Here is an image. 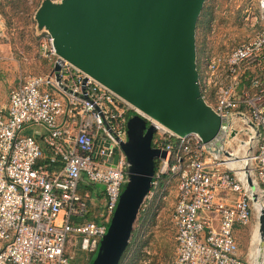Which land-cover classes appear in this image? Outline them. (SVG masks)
I'll list each match as a JSON object with an SVG mask.
<instances>
[{
    "label": "built area",
    "instance_id": "1",
    "mask_svg": "<svg viewBox=\"0 0 264 264\" xmlns=\"http://www.w3.org/2000/svg\"><path fill=\"white\" fill-rule=\"evenodd\" d=\"M260 6L261 29L231 50L204 52L199 61L203 98L223 120L214 140L176 134L146 116L157 127L153 145L166 155L157 160L143 205L156 209L170 186L178 187L172 264H244L237 228L253 217L252 187L264 198V0ZM249 13L256 24L259 18ZM41 51L50 70L23 76L8 105H0V264H83L77 253L95 255L128 181L121 142L127 141L128 118L139 110L69 61L60 62L49 33ZM33 124L46 130L22 132ZM249 130L254 146L244 180L227 162L226 141L238 131L251 139ZM84 178L103 187V201L92 203L80 190ZM221 192L238 199L230 203ZM92 212L98 220H87Z\"/></svg>",
    "mask_w": 264,
    "mask_h": 264
},
{
    "label": "water",
    "instance_id": "2",
    "mask_svg": "<svg viewBox=\"0 0 264 264\" xmlns=\"http://www.w3.org/2000/svg\"><path fill=\"white\" fill-rule=\"evenodd\" d=\"M206 0H44L36 13L40 28L67 60L136 107L121 142L128 181L106 234L88 264H120L136 220L152 187L157 127L214 140L223 120L203 98L199 80L197 26ZM60 62L54 71L60 80ZM118 159V154L114 162ZM264 236V209L259 216Z\"/></svg>",
    "mask_w": 264,
    "mask_h": 264
},
{
    "label": "rangeland",
    "instance_id": "3",
    "mask_svg": "<svg viewBox=\"0 0 264 264\" xmlns=\"http://www.w3.org/2000/svg\"><path fill=\"white\" fill-rule=\"evenodd\" d=\"M43 2L44 0H0V98L6 96L23 76L46 71L48 68L49 61L41 51V44L48 32L45 28H40L36 20V13ZM262 11L260 0H206L197 26V51H201V55L204 52L225 51L242 43L261 29ZM249 12L251 17L259 18L256 24L248 19ZM43 130H46L45 126L33 124L22 132L35 135L37 131ZM245 132L237 134L242 140L241 144L246 145V155L252 141L249 142L250 137ZM248 133L251 135V130ZM230 139H227L226 146L234 151L238 144L236 141L230 142ZM236 154L238 155L237 152ZM176 198L177 186L173 183L167 200L159 207L155 209L142 206L120 264H172L177 254L173 223ZM257 214L254 209L250 223L237 230L244 264L252 263L251 246L259 221ZM78 260L81 263L87 262L82 257Z\"/></svg>",
    "mask_w": 264,
    "mask_h": 264
},
{
    "label": "crops",
    "instance_id": "4",
    "mask_svg": "<svg viewBox=\"0 0 264 264\" xmlns=\"http://www.w3.org/2000/svg\"><path fill=\"white\" fill-rule=\"evenodd\" d=\"M18 83H20V81ZM18 83H17V85H18ZM10 90H9V93H10ZM9 93L6 96L0 98V105H2V106H7L8 105V103H9ZM243 130L245 131L246 129L243 128ZM44 131L45 130H43L41 132H44ZM250 141H252V140H249V142ZM249 147H250V145L248 146V148L246 150V154L252 152V150H253L252 149L253 148V142L251 144V147L250 148ZM102 189H103V187H100V185L91 184V183L89 184L86 181V178H84V182H82L81 185H80V190L82 192H87L90 195V201L92 203H98L99 201H103L104 194H103V190ZM177 190H178V187H177ZM221 195H222L223 198H225L230 203H234V201L238 199V194L234 193V192H224V193L221 192ZM177 196H178V191H177ZM176 202H177V198H176ZM163 203H161V204H163ZM240 228L241 227H238L237 230H239ZM175 230H176V228H175ZM262 236H263L262 232L260 233L259 221H257V225H256L255 233H254V239L252 241V246H251V255H252V263L251 264H262V262L264 260V244H262V242H264L263 241L264 240V236L263 237ZM77 254H78L77 260H78V258L81 257L82 254L80 252H78ZM84 258L87 259L86 263L88 264L90 262V260L93 258V256H92V258L91 257L87 258L84 255ZM86 263L83 262V264H86Z\"/></svg>",
    "mask_w": 264,
    "mask_h": 264
},
{
    "label": "bare ground",
    "instance_id": "5",
    "mask_svg": "<svg viewBox=\"0 0 264 264\" xmlns=\"http://www.w3.org/2000/svg\"><path fill=\"white\" fill-rule=\"evenodd\" d=\"M251 132H252V130H251ZM237 133L240 134V131H238V132H236V134H234L235 138L234 137L232 139L227 138V139H230V142L236 141V143L238 144L237 149H235L234 151H233V149L230 150L231 156H229V160L227 162L229 164L233 165L236 168L240 177H242L244 180H246V176L250 175V162H251L250 161V155H251V152L246 154V155L244 154V150L246 148V145L241 144L242 140L238 138ZM249 140H252L253 146H254L252 134H251V139H249ZM236 152L238 153V155L236 154ZM250 189H251V187H250ZM252 191L256 194V198H257L256 203H255V209H256V213H258V215H257V217H258L261 210L264 209V205H263L264 204V198L262 197V194L259 192V190L256 189V187L253 186Z\"/></svg>",
    "mask_w": 264,
    "mask_h": 264
},
{
    "label": "trees",
    "instance_id": "6",
    "mask_svg": "<svg viewBox=\"0 0 264 264\" xmlns=\"http://www.w3.org/2000/svg\"><path fill=\"white\" fill-rule=\"evenodd\" d=\"M232 48H230V49H227V50H231ZM201 51H199L198 53V65H199V61H200V59H201V57L204 55V53L201 55V53H200ZM53 64H52V62H50L49 61V64H48V68H47V70L46 71H42V72H37V73H35V74H40V73H45V72H47L48 70H50V68H51V66H52ZM199 67V66H198ZM89 203H91V202H89ZM87 220H98L97 219V217L93 214V212L92 213H90L89 215H87ZM82 258H84V257H82ZM174 261V260H173ZM78 262H80L79 260H78Z\"/></svg>",
    "mask_w": 264,
    "mask_h": 264
}]
</instances>
